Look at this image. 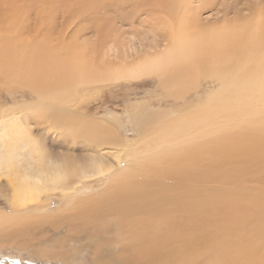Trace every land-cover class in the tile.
Masks as SVG:
<instances>
[{
    "label": "bare ground",
    "instance_id": "obj_1",
    "mask_svg": "<svg viewBox=\"0 0 264 264\" xmlns=\"http://www.w3.org/2000/svg\"><path fill=\"white\" fill-rule=\"evenodd\" d=\"M208 4L165 0V44L131 54L129 42L117 38L100 56L107 75L80 69L81 80L97 83L163 74L176 100L196 75L220 84L202 106L177 117L147 112L154 123L144 128L142 149H127L109 121L78 116L61 92L72 85L71 72L43 77L41 87L52 92L0 117V194L14 216L58 192L61 219L79 221L70 231L114 235L121 264L264 263V191L243 186L264 181V13L248 8L251 14L205 22ZM10 61L0 44V67ZM122 151L131 167L121 169ZM94 181L106 185L92 193L86 186ZM26 225L1 215L0 236L16 227L24 233Z\"/></svg>",
    "mask_w": 264,
    "mask_h": 264
},
{
    "label": "rangeland",
    "instance_id": "obj_2",
    "mask_svg": "<svg viewBox=\"0 0 264 264\" xmlns=\"http://www.w3.org/2000/svg\"><path fill=\"white\" fill-rule=\"evenodd\" d=\"M92 1L0 0V44L8 47L11 60L9 65L0 67V117L36 104L38 92L51 91L41 87L43 77L51 79L60 73L71 72L73 86L61 92L71 96L70 105L78 116L92 121H109L110 125L120 128L127 149L137 143L136 146L142 149L148 133L144 128L154 123L146 119L149 114L179 116L190 112L215 94L220 84L196 75L186 84L185 92L188 93L184 99L176 100L169 93L175 91H169L161 84L163 74L98 83L81 80V67H93L96 75L108 74L101 57L113 40L129 42L131 54H136L145 47L165 44L168 33V28L163 27L168 17L165 0H98L97 5L90 6ZM207 1L209 4L201 17L205 22L220 23L224 17L233 19L237 13L251 14L248 8L255 11L261 8L264 13V0ZM133 34L140 39L131 38ZM38 129L37 133L42 127ZM125 153L120 154L121 169L132 166ZM227 167L229 170L237 165ZM105 185L94 181L86 187L95 193ZM243 186L245 192L253 189L251 194L264 191V181L259 178H250ZM62 200L58 192L52 193L44 196L41 206L14 216V209L0 194V216L26 222V228L29 227L24 233L22 227L11 228L6 230L9 231L7 235L0 236V264H16L17 261H23V264H121L123 254L113 246L114 235L99 234L89 228L84 234L77 232L78 229L70 231V226L79 221L61 219L66 214L58 213ZM59 220L63 223H58ZM106 239L109 243H105Z\"/></svg>",
    "mask_w": 264,
    "mask_h": 264
},
{
    "label": "snow or ice",
    "instance_id": "obj_3",
    "mask_svg": "<svg viewBox=\"0 0 264 264\" xmlns=\"http://www.w3.org/2000/svg\"><path fill=\"white\" fill-rule=\"evenodd\" d=\"M16 264H23V261H17Z\"/></svg>",
    "mask_w": 264,
    "mask_h": 264
}]
</instances>
